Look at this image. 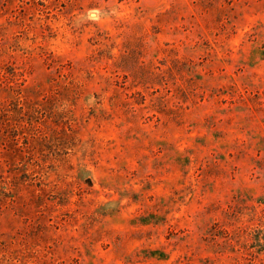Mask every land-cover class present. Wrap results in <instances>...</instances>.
Returning <instances> with one entry per match:
<instances>
[{"label": "rangeland", "instance_id": "rangeland-1", "mask_svg": "<svg viewBox=\"0 0 264 264\" xmlns=\"http://www.w3.org/2000/svg\"><path fill=\"white\" fill-rule=\"evenodd\" d=\"M0 264H264V0H0Z\"/></svg>", "mask_w": 264, "mask_h": 264}]
</instances>
